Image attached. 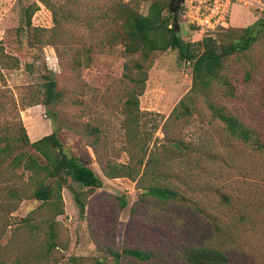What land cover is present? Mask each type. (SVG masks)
I'll return each instance as SVG.
<instances>
[{
    "label": "rangeland",
    "instance_id": "obj_1",
    "mask_svg": "<svg viewBox=\"0 0 264 264\" xmlns=\"http://www.w3.org/2000/svg\"><path fill=\"white\" fill-rule=\"evenodd\" d=\"M110 1L51 0L76 17L56 24L52 10L38 0H0V151L10 152H0V264H182L176 254L183 247L221 249L229 264H264V157L255 155L253 147L229 142L202 97H196L197 110L190 119H170L193 88L192 65L177 50L152 56L139 99V129L151 139L147 160L156 158L157 169L163 171L146 185H168L189 202L162 203L143 197L130 178L105 176L100 161L105 166L128 164L132 145L123 123L130 88L123 78L126 59L115 50L106 52L97 20ZM123 1L147 15L156 0ZM157 1L167 4L164 15L169 17L172 0ZM34 5L32 26L24 33V9ZM231 20L230 29L257 23L253 11L241 6L233 7ZM178 24L185 42L203 39L182 19ZM235 36L219 31L215 37L230 41ZM223 74L235 95L216 90L215 100L264 141V30L249 51L226 61ZM48 78L62 93L51 114L41 104L32 105L44 98L42 84ZM41 119L50 125L49 134L57 132L68 156L104 181L101 188H85L68 179L59 216L54 200L43 204L31 197L39 186L15 160L20 154L38 156L21 139L24 132L31 139L32 122L45 127ZM170 137L197 145L198 153L169 162L174 156L166 154ZM77 196L86 205L84 211ZM122 200L127 202L124 208ZM124 248L156 249L164 255L152 262L123 257L116 263L112 251Z\"/></svg>",
    "mask_w": 264,
    "mask_h": 264
},
{
    "label": "trees",
    "instance_id": "obj_2",
    "mask_svg": "<svg viewBox=\"0 0 264 264\" xmlns=\"http://www.w3.org/2000/svg\"><path fill=\"white\" fill-rule=\"evenodd\" d=\"M38 1L46 4L52 10L56 24H60L63 20L69 21L72 17L76 18L74 14L62 12L61 8L51 0ZM35 6L24 9V33L25 31L27 33L32 26L31 19L36 11ZM166 9H169L166 3L156 0L151 4L148 14L143 15L130 3L123 0H111L105 15H100L97 18L101 21L103 30L101 43L106 52L116 51L126 59L123 66V78L130 88L124 103L126 117L123 123L125 133L132 144L129 151L131 160L128 164L105 166L102 161L100 163L108 179L123 177L136 181L138 189L143 191V197H151L162 203L189 202L185 194L168 185H146L149 177L158 178L163 175V171L158 170L155 165L156 158L151 156L147 160L151 139L147 138V134L139 129L143 119L139 99L146 89L149 71L153 65L152 56L155 52L177 50L181 60L192 65L193 88L191 93L175 107L170 119H190L197 110L194 107L196 97H202L213 119L223 125L226 139L229 142L234 146L253 147L255 155L264 157V141L259 132L214 98L215 91L222 89L234 97V87L223 74L225 63L231 56L247 52L252 48L258 40L259 32L264 30V20L259 19L256 24L246 28L221 30L226 31L229 36L236 35L230 41L206 36L195 44L185 42L177 29L182 18L183 8L180 7L177 14L169 10V17L164 15ZM35 32L46 31L35 29ZM105 46H108V49ZM42 86L44 98L41 101L36 100L32 105L41 104L51 114V107L61 99L62 93L57 90L58 84L53 78L46 79ZM50 119L52 118L50 117ZM156 129L157 126L153 127V132ZM164 133L167 135V132ZM21 140L25 146L31 147L38 153V156L30 155L27 158L20 154L15 159L25 170L30 171L31 180L39 186L31 197L43 204L54 200L55 216L64 212L59 203L63 201L62 191L67 187L69 178L85 188H101L103 186L104 181L95 171L81 163L78 158L68 156L64 152L56 131L35 142H32L28 134L24 132ZM170 140L166 154L171 153L174 156L173 159H169V162L192 159L198 153L197 145H193L191 142L172 137ZM5 150L8 149L0 152L5 153ZM7 152L10 154L9 150ZM163 164L166 166L167 163L163 162ZM76 199L80 209L84 211L85 203L78 196ZM121 205L124 208L127 206V202L122 200ZM111 255L116 263L123 257L146 263L160 259L164 253L149 248H124L122 252L112 251ZM176 257L182 264H229L230 262L225 251L211 247H183ZM99 264H107V262L100 261Z\"/></svg>",
    "mask_w": 264,
    "mask_h": 264
},
{
    "label": "built area",
    "instance_id": "obj_3",
    "mask_svg": "<svg viewBox=\"0 0 264 264\" xmlns=\"http://www.w3.org/2000/svg\"><path fill=\"white\" fill-rule=\"evenodd\" d=\"M234 6L250 9L257 20H264V0H185L181 19L201 37H215L230 27Z\"/></svg>",
    "mask_w": 264,
    "mask_h": 264
},
{
    "label": "crops",
    "instance_id": "obj_4",
    "mask_svg": "<svg viewBox=\"0 0 264 264\" xmlns=\"http://www.w3.org/2000/svg\"><path fill=\"white\" fill-rule=\"evenodd\" d=\"M232 21V20H231ZM42 120V119H41ZM42 123H44L46 126L43 128H39L38 123H31V129H32V137H31V141L35 142L40 140L42 137L46 136L49 134V126L47 125V123L45 121L42 120ZM34 125V126H33ZM43 125V124H42ZM44 126V125H43Z\"/></svg>",
    "mask_w": 264,
    "mask_h": 264
},
{
    "label": "water",
    "instance_id": "obj_5",
    "mask_svg": "<svg viewBox=\"0 0 264 264\" xmlns=\"http://www.w3.org/2000/svg\"><path fill=\"white\" fill-rule=\"evenodd\" d=\"M185 0H172L170 3V10L172 13L177 14L181 5L184 3ZM180 25H177V29L179 30ZM72 181V178H69V183Z\"/></svg>",
    "mask_w": 264,
    "mask_h": 264
}]
</instances>
